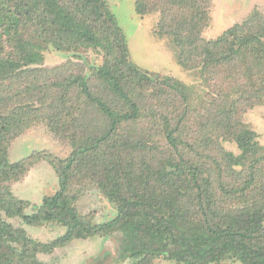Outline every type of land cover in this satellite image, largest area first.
<instances>
[{"label":"trees","instance_id":"obj_1","mask_svg":"<svg viewBox=\"0 0 264 264\" xmlns=\"http://www.w3.org/2000/svg\"><path fill=\"white\" fill-rule=\"evenodd\" d=\"M210 1H136L140 14L160 15L178 64L203 73L202 97L130 63L106 0H0V186L42 160L60 183L31 215L30 202L0 189V264H43L39 254L116 232L126 254L145 264H264V146L241 117L264 104V20L250 15L206 40ZM42 44L92 48L105 60L90 75L63 78L61 67H40ZM38 123L77 142L70 157L33 153L10 163L11 142ZM87 179L117 207L114 220L96 225L78 212L69 190ZM3 214L67 231L39 243Z\"/></svg>","mask_w":264,"mask_h":264},{"label":"rangeland","instance_id":"obj_2","mask_svg":"<svg viewBox=\"0 0 264 264\" xmlns=\"http://www.w3.org/2000/svg\"><path fill=\"white\" fill-rule=\"evenodd\" d=\"M106 1L123 33L130 63L144 73L172 77L187 86L194 87L200 96H206L205 93L209 90L203 73L184 69L178 64V52L171 36L161 35V18L158 13L149 10L146 14H140L137 10V0ZM209 7V26L202 34L206 40H216L228 29L242 24L250 15H256L255 20H264V0H211ZM38 47L40 67L47 69L61 67L59 75L63 78L72 73L90 75L92 68L102 66L105 60L101 51L92 48L80 47L71 51H59L55 45L42 44V47ZM215 70L211 74L212 77ZM212 114L214 115V110ZM241 117L242 122L258 134L259 142L264 146V104L255 106L247 113L241 114ZM64 136L52 133L46 124L38 123L11 142L9 161L16 163L33 153H50L58 160H66L74 151L77 142ZM223 145L236 154L239 153L236 145L226 142ZM2 187L0 189L3 192L10 191L17 199L30 202L31 207L25 211V214L31 215L32 206H40L45 198L55 195L60 190V183L54 168L49 162L42 160L37 162L19 182H12ZM69 193L76 199L75 206L78 212L92 224L107 223L117 217V207L104 196L96 182L88 179L75 182ZM3 219L15 229L24 231L29 240L39 243H51L63 237L67 231L59 223L31 226L21 217L8 218L4 214ZM124 245L122 233L116 232L108 236L75 240L53 253L39 254L38 259L43 264L146 263L143 258L127 255ZM149 264L178 263L160 258ZM222 264L241 263L228 261Z\"/></svg>","mask_w":264,"mask_h":264}]
</instances>
